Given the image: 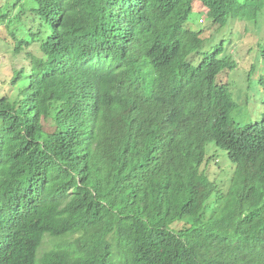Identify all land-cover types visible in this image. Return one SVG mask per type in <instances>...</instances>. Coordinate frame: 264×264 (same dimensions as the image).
<instances>
[{
  "label": "trees",
  "instance_id": "1",
  "mask_svg": "<svg viewBox=\"0 0 264 264\" xmlns=\"http://www.w3.org/2000/svg\"><path fill=\"white\" fill-rule=\"evenodd\" d=\"M234 23L264 90V0H0L29 67L0 93V264H264V113L238 124L221 80ZM45 235L64 241L39 254Z\"/></svg>",
  "mask_w": 264,
  "mask_h": 264
},
{
  "label": "rangeland",
  "instance_id": "2",
  "mask_svg": "<svg viewBox=\"0 0 264 264\" xmlns=\"http://www.w3.org/2000/svg\"><path fill=\"white\" fill-rule=\"evenodd\" d=\"M193 10L195 13H204L205 10L203 6L194 1L193 3ZM196 15V14H195ZM193 20L196 17H192ZM199 24V25H198ZM193 27H205L207 28V24L205 22L200 23L197 21V24L193 23ZM245 28L249 31L245 33ZM1 32L2 37L0 36V93L5 95H11L14 93V89L10 86L12 76L15 72L23 70L27 72L29 70L28 61L24 58V56L18 52L14 51V46L7 45L10 41V37L8 36L7 32ZM211 29H208V32ZM207 32V33H208ZM0 34V35H1ZM222 35L227 37L229 40L231 47H228V52H231L233 57L238 61V68L241 70H233L230 73H223L221 80H225L228 86V92L231 94L232 99L235 100L239 107L235 110L232 114L233 119L240 125H245L250 122H256L259 120L264 113V90L261 87L257 86L254 82L257 80H252L253 82H248L245 78L244 72H246L249 68V64L254 62V44L257 43L258 39L261 37L259 33H255L253 26L245 25L243 23H234L230 27L226 28L222 31ZM242 39L245 46H239V40ZM237 45V46H236ZM249 45V49H248ZM35 55H39V52L35 47L31 48ZM21 76L20 80L16 84V87H22L25 85L26 82V74ZM242 73V74H241ZM244 74V76H243ZM243 76V77H242ZM256 78V75L254 76ZM50 126L48 124H44V129L49 131ZM210 155H215L217 164V169L224 174L231 173L234 170V166L228 161L225 151L216 147L213 143H210L205 148V161ZM218 160V161H217ZM207 171L212 173V166L207 167ZM219 175L216 178V181L221 180L222 183H227V179L230 174L226 176ZM225 189L224 185L221 186ZM64 240L61 239H51L48 236H44L42 244L39 248V254L49 250V248L53 247L54 245L62 242Z\"/></svg>",
  "mask_w": 264,
  "mask_h": 264
},
{
  "label": "clouds",
  "instance_id": "3",
  "mask_svg": "<svg viewBox=\"0 0 264 264\" xmlns=\"http://www.w3.org/2000/svg\"><path fill=\"white\" fill-rule=\"evenodd\" d=\"M210 156H213V157H215L214 155H210ZM45 236H47V235H45ZM49 237V236H48ZM44 239V238H43ZM43 241V240H42ZM42 244V243H41ZM41 246V245H40ZM40 248V247H39ZM39 251V250H38Z\"/></svg>",
  "mask_w": 264,
  "mask_h": 264
}]
</instances>
